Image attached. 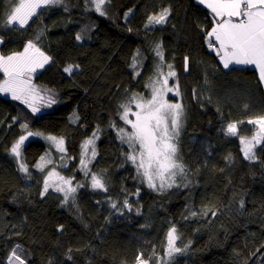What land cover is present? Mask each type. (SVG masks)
Here are the masks:
<instances>
[{"label":"trees","instance_id":"1","mask_svg":"<svg viewBox=\"0 0 264 264\" xmlns=\"http://www.w3.org/2000/svg\"><path fill=\"white\" fill-rule=\"evenodd\" d=\"M60 1L20 28L4 26L12 0H0L1 54L23 52L33 42L51 58L34 84L56 101L35 115L0 95V264H9L18 245L26 264H137L141 254L151 264H264V142L249 160L239 139H251L248 119L264 115L257 71H225L209 53L206 32L214 21L198 0H106L104 15L93 0ZM164 9L166 21L149 24ZM157 47L177 73L180 98L171 100L184 112L174 142L185 172L165 191L148 186L118 136L120 128L131 132L121 105L149 95ZM69 65L74 70L66 73ZM229 123H237V136L226 135ZM23 125L63 139L65 153L45 146L18 161L10 149L27 134ZM93 133L97 156L86 177L82 145ZM51 167L82 185L74 202L41 195ZM93 174L107 191L91 187ZM173 226L184 251L169 258Z\"/></svg>","mask_w":264,"mask_h":264},{"label":"snow or ice","instance_id":"2","mask_svg":"<svg viewBox=\"0 0 264 264\" xmlns=\"http://www.w3.org/2000/svg\"><path fill=\"white\" fill-rule=\"evenodd\" d=\"M60 0H12L11 9L4 20V26H18L23 28L28 21L37 15V10L51 4H57ZM106 0H93L95 9L100 15H104L102 10ZM200 4H204L214 14V26L206 35L210 38L209 44L215 43L219 45L216 49L217 54L221 55V62L225 69L231 64L236 65H254L259 71V82L264 84V0H198ZM169 12L167 9L162 10L158 15L150 16L149 24H161L167 19ZM77 39H81L77 35ZM3 41L0 40V43ZM156 54L163 59V54L156 49ZM51 58L44 54L33 42L29 41L23 52L14 53L12 55H0V73H3L4 79L0 81V93H10L12 99L20 100L28 105L32 112H38L40 109L36 105V100H43L44 97L32 86V74L38 68H43ZM187 57L185 58L187 62ZM135 61V57L133 58ZM78 67V66H76ZM135 67V63H133ZM159 68V66H157ZM168 76H165L160 87H156L155 83L152 87V96L149 100L133 95L132 101L136 103L139 111L132 113L136 119H128L131 111L127 105H121L124 109L121 119L131 127V132H126L123 128L118 130L123 142L129 144L132 152L127 159L132 161L136 166L138 174L142 175L150 188L156 189V181H159V189L172 187L175 184L176 176L185 172L184 165L180 163L177 156V146L174 143L179 135L181 127L182 106L180 104H170L164 99L166 92L172 91L168 87V77L175 76L172 66L168 65ZM73 66H67L64 71L71 73ZM187 70V69H186ZM139 73H137L138 75ZM160 75H163L161 72ZM159 83V81H157ZM179 94L178 92L176 93ZM56 101L49 98L46 102L47 106H51ZM247 107V106H246ZM248 124L258 126V131L254 133L251 140L240 136V143L243 146L242 151L245 159L254 160V145L264 142V115L256 118H250ZM22 128L26 131V135L22 134L19 139L14 142L10 152L19 161L21 158V146L25 140L32 135H41L27 130V125ZM226 135L237 136V123H229L226 129ZM96 134L93 138L86 140L82 145L84 155L87 154L88 145H94ZM47 139L53 141L59 151L63 152V139L57 140L55 137L49 136ZM139 146L138 149L136 146ZM96 155L95 147L92 148V157ZM44 159L43 157L41 158ZM81 165L87 170V162L82 158ZM39 167V166H38ZM20 170L27 172L28 169L24 163H20ZM43 171V167L40 168ZM53 176H56L60 183L54 186V190L63 194L64 202L67 203L71 197L75 201L74 194L77 187L72 186L71 179H65L56 172H49L44 181V189L41 195L46 193ZM91 187L107 191L103 179L95 174L91 176ZM125 207L128 202L125 201ZM113 208L115 204L111 205ZM243 206V205H241ZM179 239L175 226L171 227L167 233V251L166 255L171 258L174 253H180L184 249L176 245ZM71 251V250H70ZM71 259V257H68ZM137 264H151L152 257L144 259L142 254L136 258ZM9 264H26V258L22 249L18 245L12 250L9 257Z\"/></svg>","mask_w":264,"mask_h":264},{"label":"rangeland","instance_id":"3","mask_svg":"<svg viewBox=\"0 0 264 264\" xmlns=\"http://www.w3.org/2000/svg\"><path fill=\"white\" fill-rule=\"evenodd\" d=\"M61 2V1H60ZM59 2V3H60ZM42 9V8H41ZM40 9H38L37 11H39ZM0 40H2V38H0ZM3 41V40H2ZM3 43V42H2ZM2 43H0V50H1V45H2ZM0 55H3V54H1V52H0ZM157 64H155V67H154V71H155V74H154V76H153V78L151 79V81H150V84H149V89H148V93H149V95L148 96H146L145 94H143V95H138V97H141V98H143V100H149V99H151V96H152V85L155 83V86L156 87H160V83H162V81H163V79H164V77L165 76H168V72H169V68H168V65L166 64V63H164V61L163 60H161V58H158V56H157ZM49 63V62H48ZM47 63V64H48ZM47 64H45L44 66H43V68H38L37 70H36V72H34L33 74H32V79H31V84H32V86H34V88L40 93V95L41 96H43L44 97V99L43 100H36L35 101V103H36V105L39 107V111L38 112H35L34 114L35 115H37V114H41V113H44V112H46L48 109H49V106H47V104H46V102H47V100L49 99V98H51V97H46L45 96V94L43 93V91H42V89L40 88V87H38L36 84H34V79H35V74L37 73V72H39L40 70H42V69H44L46 66H47ZM157 66H159V68H157ZM74 69V68H73ZM172 71H174L175 72V70L174 69H171ZM163 73V75H160V73ZM66 73H68V72H66ZM176 72H175V76H170V77H168V87L169 88H172V91H169V92H166L165 93V95H164V99L168 102V103H170V104H180V101H178V102H174V101H172L171 100V98H174V97H178L179 96V98H180V94H176L177 92L179 93V91H178V82L176 81L177 80V76H176ZM4 79V76H3V73H0V81H2ZM157 81H159V83H157ZM0 95L1 96H5V97H7V98H9V99H12V96H11V94L10 93H0ZM12 100H14V99H12ZM17 101H19V102H21L20 100H17ZM22 103V102H21ZM24 105H25V107H27L28 109H30L31 110V108L30 107H28V105L27 104H25V103H23ZM181 106H182V104H180ZM127 106H129L130 107V109H131V111H130V113H129V116H128V119H130V120H135L136 119V117L134 116V115H132V113H134V112H137V111H139V109H137V107H136V103L134 102V101H132V99H131V101L127 104ZM32 111V110H31ZM182 111H183V106H182ZM183 113L184 112H182V115H181V117H183ZM253 129L255 130V132H257L259 129H258V126H254L253 125ZM47 137H49V136H44V135H32L31 136V138H30V140H28V142L25 144H23L22 146H21V157H22V155L25 153V154H28V153H32V154H36V153H39V152H43L44 151V149H45V146H50V147H52V149L53 150H55L58 154H64L65 153V141L63 140V148H64V151L63 152H61V151H59V149L57 148V146H56V144L53 142V141H51V140H49V139H47ZM53 137V136H52ZM178 137V136H177ZM177 137H176V139H177ZM253 137V136H252ZM56 138V137H55ZM93 138V136H91V139ZM57 140H59L58 138H56ZM252 139V138H251ZM251 139H249V140H251ZM89 140V139H88ZM98 141H99V134L98 133H96V138L94 139V145H88V149H87V154L86 155H84V150L82 149V155H81V159L83 158L86 162H87V170H85L84 168H83V166L82 165H80V170H81V172L86 176V177H88L89 176V174H90V168H91V166H92V163L94 162V160H95V158H96V156H97V143H98ZM175 143V142H174ZM84 144V143H83ZM262 145V143L261 144H259V145H254V147H253V152L259 147V146H261ZM93 146L95 147V152H96V155H95V157L93 158L92 157V148H93ZM137 147V149H138V147L139 146H136ZM56 172V173H58L59 174V176H62V177H64L65 179H70V178H67V176H65L62 172H60L59 170H57V168L56 167H51L50 168V170L48 171V172ZM6 172H10V170L7 168L6 169ZM49 174V173H48ZM48 174H47V176H48ZM179 175V174H178ZM178 175L176 176V178H175V180L178 178ZM46 176V177H47ZM141 177L142 178H144L142 175H141ZM145 179V178H144ZM45 181V180H44ZM71 181H72V186L73 187H77V183H76V181H74V179L72 178L71 179ZM145 181L147 182V180L145 179ZM50 183L53 185L52 187H49V189H48V191L47 192H54V193H57V194H60L61 196H63V194L62 193H60V192H57V191H55L54 190V186L55 185H57V184H59L60 183V181H59V179L56 177V176H53L52 177V179H51V181H50ZM156 184H157V188L156 189H154V190H156V191H158V190H160L159 189V181L157 180L156 181ZM175 185V184H174ZM168 188L169 187H165L163 190H160V191H165V190H168ZM153 189V188H152ZM78 190H79V187H77V191H76V193L74 194V195H76L77 193H78ZM69 199H71V197L69 198ZM115 211L117 210V206L115 207V208H113ZM10 211V213H11V210H9ZM120 217H124V214L121 212V211H118V213H117Z\"/></svg>","mask_w":264,"mask_h":264},{"label":"crops","instance_id":"4","mask_svg":"<svg viewBox=\"0 0 264 264\" xmlns=\"http://www.w3.org/2000/svg\"><path fill=\"white\" fill-rule=\"evenodd\" d=\"M197 3H198V5H201L202 7H205L208 11H209V13H210V15H212V18H213V21H214V23H215V20L217 19V18H215L214 17V14L211 12V10L209 9V8H207L204 4H200L198 1H197ZM213 26H214V24H213ZM211 31V30H210ZM209 31V32H210ZM208 37V36H207ZM209 38V37H208ZM210 39V38H209ZM213 39V43H215V41H214V38H212ZM216 45L219 47V45L216 43ZM222 55V54H221ZM221 55L220 56H218L219 57V62H220V64H221V67L225 70V71H227V70H230V69H232V68H252V69H255L256 71H257V74H258V77H259V71H258V69H256L255 68V66L254 65H236V64H231V65H229V67L227 68V69H225L224 68V66H223V64H222V62H221ZM262 84V83H261ZM262 87H264V84H262Z\"/></svg>","mask_w":264,"mask_h":264},{"label":"built area","instance_id":"5","mask_svg":"<svg viewBox=\"0 0 264 264\" xmlns=\"http://www.w3.org/2000/svg\"><path fill=\"white\" fill-rule=\"evenodd\" d=\"M209 40H207L206 42H205V45H206V47L208 48V51H209V53L211 54V55H213V56H220V55H218L217 54V51H216V49H218V46L216 45V43H213V45H211L210 46V44H209V42H208Z\"/></svg>","mask_w":264,"mask_h":264},{"label":"water","instance_id":"6","mask_svg":"<svg viewBox=\"0 0 264 264\" xmlns=\"http://www.w3.org/2000/svg\"><path fill=\"white\" fill-rule=\"evenodd\" d=\"M30 138H31V136H29V137H28V139H27V140H25V143H27V142H28V140H30Z\"/></svg>","mask_w":264,"mask_h":264}]
</instances>
